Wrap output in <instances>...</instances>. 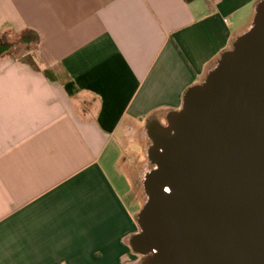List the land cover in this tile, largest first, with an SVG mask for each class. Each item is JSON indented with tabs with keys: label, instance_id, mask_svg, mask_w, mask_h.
<instances>
[{
	"label": "crops",
	"instance_id": "1",
	"mask_svg": "<svg viewBox=\"0 0 264 264\" xmlns=\"http://www.w3.org/2000/svg\"><path fill=\"white\" fill-rule=\"evenodd\" d=\"M260 1L0 0V40L40 38L32 60L0 57V264H141L131 146L147 156L148 123L182 108Z\"/></svg>",
	"mask_w": 264,
	"mask_h": 264
},
{
	"label": "water",
	"instance_id": "2",
	"mask_svg": "<svg viewBox=\"0 0 264 264\" xmlns=\"http://www.w3.org/2000/svg\"><path fill=\"white\" fill-rule=\"evenodd\" d=\"M146 129L141 264H264V0L182 108Z\"/></svg>",
	"mask_w": 264,
	"mask_h": 264
},
{
	"label": "rangeland",
	"instance_id": "3",
	"mask_svg": "<svg viewBox=\"0 0 264 264\" xmlns=\"http://www.w3.org/2000/svg\"><path fill=\"white\" fill-rule=\"evenodd\" d=\"M32 55L34 54H30V56L28 55L24 57V59H28V58L31 59ZM131 149L134 153L137 154V158H136L137 164L135 165V174H134L136 176V184L134 183V181L131 180L130 184L132 186L131 189L133 188V190L131 191L130 194L127 195L128 197L127 203L129 205L131 204L133 205L131 206V210L133 213L136 212V216H137L138 212L142 209L143 204H141V206H139V204L135 205L137 202L134 200V195H137V192H140V193H143L144 195L145 199L144 198L143 199L144 200L147 199L145 191H144V187H143V182H144L146 174L150 170H152L154 167L149 162L148 157L146 156V153L144 152V148L142 144L136 143L131 146ZM111 172L113 173L115 181L119 183V185L123 188V190H128V188L130 189V187L125 182H123L122 179L117 177L118 174L113 169L111 170Z\"/></svg>",
	"mask_w": 264,
	"mask_h": 264
},
{
	"label": "trees",
	"instance_id": "4",
	"mask_svg": "<svg viewBox=\"0 0 264 264\" xmlns=\"http://www.w3.org/2000/svg\"><path fill=\"white\" fill-rule=\"evenodd\" d=\"M186 1L191 2L194 0ZM39 42V36L32 32H25L21 35L5 33L0 40V46L4 45L2 47H6L8 50L5 53L0 54V57L9 56L16 60H23L24 57L34 54L38 48ZM46 74L51 79L53 78L52 72L46 71Z\"/></svg>",
	"mask_w": 264,
	"mask_h": 264
},
{
	"label": "flooded vegetation",
	"instance_id": "5",
	"mask_svg": "<svg viewBox=\"0 0 264 264\" xmlns=\"http://www.w3.org/2000/svg\"><path fill=\"white\" fill-rule=\"evenodd\" d=\"M2 46H4V45H2Z\"/></svg>",
	"mask_w": 264,
	"mask_h": 264
}]
</instances>
